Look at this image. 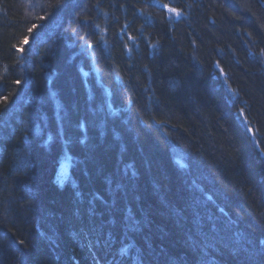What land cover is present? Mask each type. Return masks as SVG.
<instances>
[{
    "label": "trees",
    "instance_id": "trees-1",
    "mask_svg": "<svg viewBox=\"0 0 264 264\" xmlns=\"http://www.w3.org/2000/svg\"><path fill=\"white\" fill-rule=\"evenodd\" d=\"M0 264H264L258 0H0Z\"/></svg>",
    "mask_w": 264,
    "mask_h": 264
},
{
    "label": "rangeland",
    "instance_id": "rangeland-1",
    "mask_svg": "<svg viewBox=\"0 0 264 264\" xmlns=\"http://www.w3.org/2000/svg\"><path fill=\"white\" fill-rule=\"evenodd\" d=\"M174 8H171V9H168L169 13L173 16H177L179 15V11H173ZM65 162H63L61 164V166L59 167V171H58V177L60 178V180H62V174L64 173V170H65V166H64Z\"/></svg>",
    "mask_w": 264,
    "mask_h": 264
},
{
    "label": "bare ground",
    "instance_id": "bare-ground-1",
    "mask_svg": "<svg viewBox=\"0 0 264 264\" xmlns=\"http://www.w3.org/2000/svg\"><path fill=\"white\" fill-rule=\"evenodd\" d=\"M62 164V163H61ZM61 164L59 165V167L61 166ZM58 171H59V168H58ZM69 176V169H67L65 167V170H64V173L62 174V180H60V178L58 177V173H57V179H58V182L61 184L63 181L66 180V178Z\"/></svg>",
    "mask_w": 264,
    "mask_h": 264
},
{
    "label": "water",
    "instance_id": "water-1",
    "mask_svg": "<svg viewBox=\"0 0 264 264\" xmlns=\"http://www.w3.org/2000/svg\"><path fill=\"white\" fill-rule=\"evenodd\" d=\"M258 1L264 7V0H258Z\"/></svg>",
    "mask_w": 264,
    "mask_h": 264
},
{
    "label": "snow or ice",
    "instance_id": "snow-or-ice-1",
    "mask_svg": "<svg viewBox=\"0 0 264 264\" xmlns=\"http://www.w3.org/2000/svg\"><path fill=\"white\" fill-rule=\"evenodd\" d=\"M173 11H176L175 9H173ZM33 27H35V25H33ZM29 31H31V29H29Z\"/></svg>",
    "mask_w": 264,
    "mask_h": 264
}]
</instances>
